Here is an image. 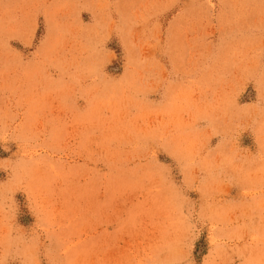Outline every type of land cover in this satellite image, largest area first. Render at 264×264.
Wrapping results in <instances>:
<instances>
[{"label": "rangeland", "instance_id": "374dc122", "mask_svg": "<svg viewBox=\"0 0 264 264\" xmlns=\"http://www.w3.org/2000/svg\"><path fill=\"white\" fill-rule=\"evenodd\" d=\"M0 264H264V0H0Z\"/></svg>", "mask_w": 264, "mask_h": 264}]
</instances>
